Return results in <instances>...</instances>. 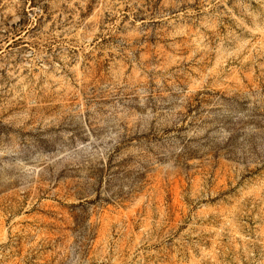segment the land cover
Instances as JSON below:
<instances>
[{
    "label": "rangeland",
    "instance_id": "obj_1",
    "mask_svg": "<svg viewBox=\"0 0 264 264\" xmlns=\"http://www.w3.org/2000/svg\"><path fill=\"white\" fill-rule=\"evenodd\" d=\"M0 264H264V0H0Z\"/></svg>",
    "mask_w": 264,
    "mask_h": 264
}]
</instances>
